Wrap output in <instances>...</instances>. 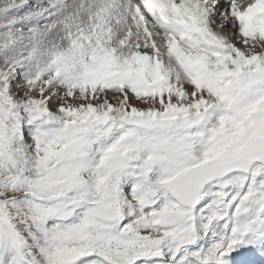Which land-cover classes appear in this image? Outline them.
I'll return each mask as SVG.
<instances>
[{"label": "snow or ice", "instance_id": "6c2138e0", "mask_svg": "<svg viewBox=\"0 0 264 264\" xmlns=\"http://www.w3.org/2000/svg\"><path fill=\"white\" fill-rule=\"evenodd\" d=\"M0 264H264V0H0Z\"/></svg>", "mask_w": 264, "mask_h": 264}]
</instances>
